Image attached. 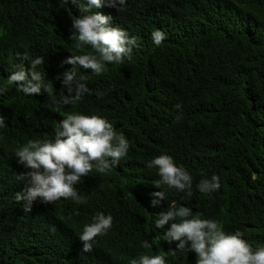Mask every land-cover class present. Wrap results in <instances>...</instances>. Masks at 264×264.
<instances>
[{
	"label": "trees",
	"instance_id": "trees-1",
	"mask_svg": "<svg viewBox=\"0 0 264 264\" xmlns=\"http://www.w3.org/2000/svg\"><path fill=\"white\" fill-rule=\"evenodd\" d=\"M0 264H264V0H0Z\"/></svg>",
	"mask_w": 264,
	"mask_h": 264
}]
</instances>
